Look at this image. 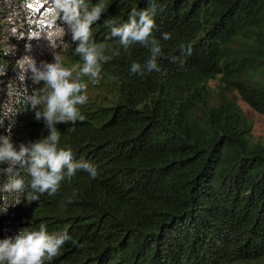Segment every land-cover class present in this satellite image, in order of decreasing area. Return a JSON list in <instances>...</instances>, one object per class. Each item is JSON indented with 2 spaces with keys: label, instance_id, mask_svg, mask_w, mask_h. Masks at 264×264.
Wrapping results in <instances>:
<instances>
[{
  "label": "trees",
  "instance_id": "1",
  "mask_svg": "<svg viewBox=\"0 0 264 264\" xmlns=\"http://www.w3.org/2000/svg\"><path fill=\"white\" fill-rule=\"evenodd\" d=\"M28 1L0 0V105L20 58L9 30L30 33L35 18L50 27L45 0ZM98 2L106 11L93 38L112 59L98 84L82 77L84 119L54 125L58 147L71 148L98 175L81 169L52 196H22L0 213V240L45 223L50 234L71 236L45 264H264V139L239 105L264 115V0H90ZM153 3L161 71L134 74L132 63L143 67L150 48L137 43L125 51L108 38V22L127 23L133 9ZM64 40L65 65L82 66L70 35ZM18 107L17 149L49 134L43 118ZM6 167L0 163V187Z\"/></svg>",
  "mask_w": 264,
  "mask_h": 264
},
{
  "label": "clouds",
  "instance_id": "2",
  "mask_svg": "<svg viewBox=\"0 0 264 264\" xmlns=\"http://www.w3.org/2000/svg\"><path fill=\"white\" fill-rule=\"evenodd\" d=\"M47 8L45 19L50 27L44 34L53 51V62L40 61L31 55H22L15 61V79L7 84V100L0 105V127L8 121L5 129L7 134H0V163H6L3 169L6 182L0 187V213H5L9 206H15L26 197L28 202L38 201L39 195L47 193L49 196L57 193L61 182L71 180L78 170L86 171L91 178L98 175L94 165L85 161H75L71 148L58 147L61 133L54 127L56 123H75L83 120L78 105L87 103L88 84L82 77H88L93 85L101 79L102 64L112 59L104 54L105 45L97 44L93 38L92 26L97 23L106 11L103 2L94 5L90 0H45ZM156 6L137 12L133 9L129 14V21L119 26L111 27L109 39L118 38L119 45L129 50L134 44H141L150 48L151 56L142 67L133 62L131 73L143 74L160 72L158 57L161 46L153 33ZM62 23H57V21ZM70 35L75 43V53L78 54L83 65L66 66L61 52L69 48L64 37ZM23 39V36L20 37ZM164 40L170 39L169 33H163ZM57 48L61 52H56ZM31 51V45L25 44V52ZM191 54V48L186 50ZM114 55H119L115 51ZM177 58H173L175 61ZM183 63V61H181ZM0 71V75H3ZM75 74V75H74ZM32 85L43 82L44 87L33 88L31 94L26 81ZM25 111H34L36 120L45 123L48 136L28 144L20 143L18 149L11 139L15 117ZM43 106V111L40 107ZM22 172H26L30 180L26 183ZM30 189V191H29ZM71 202V197L67 198ZM71 236L66 231L50 234L45 223H41L38 230H19L14 238L0 240V264H45L60 255V250Z\"/></svg>",
  "mask_w": 264,
  "mask_h": 264
},
{
  "label": "rangeland",
  "instance_id": "3",
  "mask_svg": "<svg viewBox=\"0 0 264 264\" xmlns=\"http://www.w3.org/2000/svg\"><path fill=\"white\" fill-rule=\"evenodd\" d=\"M34 2V0H33ZM28 4H31V1L29 0L27 2ZM31 8V7H30ZM42 19L35 18L32 20L31 28L27 31H21L19 29L20 27L16 28L13 27V29L9 30L12 35L14 36V40H18L20 43V46L16 48L15 51H18V56H22L25 54L31 55L33 58L36 59L37 63L39 64L40 61H46V62H53V51L50 49L48 42L44 39V34L48 30H44L42 26L40 25L42 22ZM26 24H19V26H25ZM20 32V33H19ZM23 36V39L20 37ZM68 36V35H66ZM65 36V37H66ZM64 37V38H65ZM31 45V51L25 52V44ZM64 50V49H63ZM56 52H61L60 48H57L55 50ZM26 83L31 84V89L36 88L39 89V85H42L43 82H41L38 85H32L31 80L26 81ZM244 111V115L246 119L251 123L252 125V133L256 138H262L264 139V115H260L253 111L251 108L244 104H239Z\"/></svg>",
  "mask_w": 264,
  "mask_h": 264
}]
</instances>
